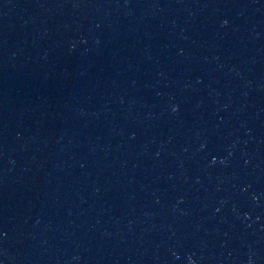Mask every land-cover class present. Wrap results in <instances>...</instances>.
I'll return each instance as SVG.
<instances>
[{"label": "water", "instance_id": "water-1", "mask_svg": "<svg viewBox=\"0 0 264 264\" xmlns=\"http://www.w3.org/2000/svg\"><path fill=\"white\" fill-rule=\"evenodd\" d=\"M0 264H222L170 0H0Z\"/></svg>", "mask_w": 264, "mask_h": 264}]
</instances>
